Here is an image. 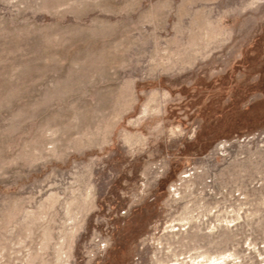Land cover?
<instances>
[{
  "label": "rangeland",
  "instance_id": "1",
  "mask_svg": "<svg viewBox=\"0 0 264 264\" xmlns=\"http://www.w3.org/2000/svg\"><path fill=\"white\" fill-rule=\"evenodd\" d=\"M222 3L168 72L148 0H0V264H264V0Z\"/></svg>",
  "mask_w": 264,
  "mask_h": 264
},
{
  "label": "crops",
  "instance_id": "2",
  "mask_svg": "<svg viewBox=\"0 0 264 264\" xmlns=\"http://www.w3.org/2000/svg\"><path fill=\"white\" fill-rule=\"evenodd\" d=\"M148 1L136 21L141 30L134 47L154 50L158 57H149L150 65L165 66L168 72L184 70L233 41V18L241 14L239 7L223 0Z\"/></svg>",
  "mask_w": 264,
  "mask_h": 264
},
{
  "label": "trees",
  "instance_id": "3",
  "mask_svg": "<svg viewBox=\"0 0 264 264\" xmlns=\"http://www.w3.org/2000/svg\"><path fill=\"white\" fill-rule=\"evenodd\" d=\"M264 48V32H263V34L262 35H260V36H258L257 37V39L254 41V43L252 44V46H251V48L249 49V50H247L248 52H247V56L246 57H248V58H250V55H252V54H255L256 53V51L257 50H261V48ZM256 50V51H255ZM251 53V54H250ZM249 54V55H248ZM257 55H260V54H258V52H257V54H256V56ZM261 78V77H260ZM262 79V78H261ZM263 80V79H262ZM260 85V86H259ZM259 85H257V89L259 90V91H261L262 93H264V83H263V85L262 84H259ZM231 104H233V101H232V99H231ZM209 147V146H208ZM207 146H206V149L208 148Z\"/></svg>",
  "mask_w": 264,
  "mask_h": 264
},
{
  "label": "bare ground",
  "instance_id": "4",
  "mask_svg": "<svg viewBox=\"0 0 264 264\" xmlns=\"http://www.w3.org/2000/svg\"><path fill=\"white\" fill-rule=\"evenodd\" d=\"M145 113V112H144ZM204 255V254H203ZM208 259V258H207ZM214 259V258H213ZM213 259L211 260V261H213ZM216 261V260H215ZM215 261H213V262H215ZM204 262H205V260H204ZM203 262V263H204ZM217 262V261H216ZM206 263V262H205ZM208 263H209V260H208ZM214 264H216V263H214Z\"/></svg>",
  "mask_w": 264,
  "mask_h": 264
}]
</instances>
